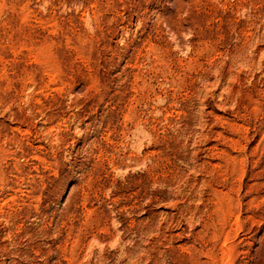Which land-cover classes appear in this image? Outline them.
Returning <instances> with one entry per match:
<instances>
[{"label": "rangeland", "instance_id": "1", "mask_svg": "<svg viewBox=\"0 0 264 264\" xmlns=\"http://www.w3.org/2000/svg\"><path fill=\"white\" fill-rule=\"evenodd\" d=\"M0 264H264V0H0Z\"/></svg>", "mask_w": 264, "mask_h": 264}]
</instances>
